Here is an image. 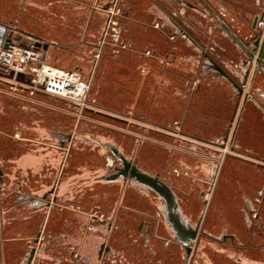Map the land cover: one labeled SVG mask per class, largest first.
<instances>
[{"label": "crops", "instance_id": "1", "mask_svg": "<svg viewBox=\"0 0 264 264\" xmlns=\"http://www.w3.org/2000/svg\"><path fill=\"white\" fill-rule=\"evenodd\" d=\"M191 1L179 0L182 6L176 3L175 7L167 0L164 17H154L151 7L146 19L124 11V28L130 30L126 27L130 22L134 27L123 37L127 45L121 50L138 62H128L119 71L124 73V82L137 78L138 85L133 93L134 121L124 110L102 103L115 113L109 115L123 122L120 129L105 128V135L112 137L102 135L94 142L89 140L91 134L85 133L79 138L77 129H69L68 122H63L60 111H46V106L36 101L35 107H30L29 98L20 92L29 90L23 87L30 82L26 75L16 79L0 75V264L27 262L31 237L26 232L31 228L15 223L19 212L39 216L36 233L42 232V242L35 264H184L180 255L183 247L168 235L172 229L163 211L161 218L149 207L158 201L150 189L126 185L121 179H101L107 168L83 181L73 175L82 166H104L114 158L102 144L106 141L134 158L142 169L160 175L178 195L183 192L186 199L200 201L201 209L203 198L209 199L201 241L211 237L227 248L220 251L215 264H264V232L253 233L247 219L253 203L263 219L264 231V72L253 78L255 61L243 64L245 51L211 11L213 21L205 30L202 19L189 15V9L198 10L199 6ZM196 1L204 5L202 0ZM206 1L214 9L220 1V7L232 12L229 20L225 12L216 9L245 40L251 39L255 20L258 26L259 19H264V11L257 15L254 10L263 0ZM46 8V0H0V28L13 29L21 42H26L22 41L24 36L44 40L36 24L45 21ZM8 35L0 38V45ZM92 43L102 48L103 43ZM41 45L46 57L49 45ZM142 56L150 57V63L140 62ZM210 57L239 83L249 69L241 96ZM133 70L135 77L126 74ZM62 133H70L71 138L62 139ZM195 148H213L217 155L211 161L199 156ZM146 150L150 155L149 159L144 156L145 161L142 153ZM163 152H167L165 160ZM168 169H175L181 180L175 183ZM208 181L211 189L205 187ZM31 183L43 188L31 189ZM54 185L55 204L44 202L30 209L26 202L39 200ZM48 198L53 201L54 196ZM182 207L189 218L192 208ZM147 224L152 233L145 236L142 231ZM224 233L228 236L222 242L219 238ZM104 239L109 248L100 260L98 252ZM189 264H199L195 255Z\"/></svg>", "mask_w": 264, "mask_h": 264}, {"label": "rangeland", "instance_id": "2", "mask_svg": "<svg viewBox=\"0 0 264 264\" xmlns=\"http://www.w3.org/2000/svg\"><path fill=\"white\" fill-rule=\"evenodd\" d=\"M167 1V0H166ZM165 0H46L47 8H46V18L43 22L42 20L36 25L40 28V30L44 33H38L41 37L45 39L39 40L38 45L42 46V43L48 42L49 50H47V54L45 57V62L49 65L65 67L68 69H79L83 72L85 77H92L91 79V89L90 94L88 95V106L85 107H76L71 102L61 99L59 97H55L49 94H46L40 90H35L30 83H24L23 87L29 89L28 91H20L24 96L28 97L30 100V107H35L36 104H44L46 106V111L53 110V112L60 111L62 113L63 122H68V128L77 129V134L79 138H83L85 133L91 134L89 135V140L93 141L99 138V136L112 137V135H105V128H116L120 129L119 126L123 125V122L116 120L114 116L109 114L113 113L108 111L104 107L102 103H106V105H110L113 107H118L122 111L124 110L127 113V117L131 121L134 116V94L137 92L138 81L136 79L130 78L126 82L121 78L124 73L123 71H119L120 67L130 62L131 64L138 62V58L126 54L121 47H125L127 43L124 42L123 37L128 35L129 32L133 31V25L127 23L126 27L130 28L125 29V22L123 18L124 11L136 13L137 16L146 19L148 17L147 8H153L154 12L151 13L154 17L156 16H165L166 10L163 9L165 5ZM178 1V2H177ZM116 2V3H115ZM173 6L176 7L177 4L181 5L179 0H172ZM171 2V3H172ZM264 2V0H263ZM177 3V4H176ZM191 3L198 4L196 6L198 10L189 9V15L194 18H199L203 20V28L207 30L210 26L212 15L210 14V9L204 7V5L199 4L196 0H192ZM76 5H79L77 7ZM107 5V8L104 6ZM191 5V4H190ZM218 11L221 10L222 13H226V17L230 20L232 17V12L225 11L224 8L220 7V1L216 2ZM170 6V5H169ZM147 9V11L145 10ZM113 10L115 12L116 20H118L120 26L119 37L116 40L114 36H110L105 39L106 42H103L104 33L106 30V25L108 22V17L110 11ZM224 10V11H223ZM255 14H261L264 11V3L259 4ZM151 12V11H150ZM167 13V12H166ZM220 14V13H219ZM90 15V16H89ZM90 18H89V17ZM88 17V18H87ZM213 21V20H212ZM233 22V20L231 21ZM201 28L202 30H204ZM3 29V27H2ZM199 30V29H198ZM204 30V31H205ZM1 31V28H0ZM258 33V31H254ZM205 33V32H204ZM203 33V34H204ZM61 38V39H56ZM20 37L14 36V33L8 35L7 40L10 42H14L15 40H19ZM206 39V38H205ZM58 40V41H57ZM22 41H26V43H30L32 40L29 37H22ZM93 42L103 43L101 49L96 47ZM54 43H67V47L63 45H54ZM69 43V44H68ZM1 44V40H0ZM210 53V49H205ZM197 49H193V52L197 53ZM247 58V55L244 56ZM207 62H210L206 57ZM151 58L147 56H142L140 62L150 63ZM212 63V62H211ZM112 67V68H111ZM109 68L113 70H109ZM128 74L130 77H135L137 72L135 70L129 71ZM0 75L9 76L8 74L0 71ZM136 89V90H135ZM92 98H94L92 100ZM96 98V99H95ZM34 101V103H33ZM100 103H99V102ZM96 102V103H94ZM125 113H123L125 115ZM115 114V113H113ZM120 116V115H119ZM121 117V116H120ZM107 132V131H106ZM51 138L46 136V140L49 141ZM51 141V140H50ZM133 141V140H132ZM81 143V140L80 142ZM183 142L178 141L177 144L182 145ZM33 144V143H29ZM187 145L186 143H183ZM183 145V146H184ZM189 145V144H188ZM34 146V145H33ZM174 146V145H173ZM228 146V145H227ZM32 147V145H31ZM217 149L218 147H214ZM148 149V148H147ZM164 149V148H163ZM199 149L196 153H199V156H204L208 160H213L214 156L217 155L215 149L210 148H195ZM110 151V150H109ZM147 151V150H146ZM196 151V150H195ZM166 153L164 154V160L166 159ZM149 150L146 153H142L143 160L146 161L147 156H149ZM177 154V152H176ZM144 156L146 158H144ZM149 159V158H147ZM163 160V161H164ZM106 161V160H105ZM162 166V165H161ZM107 163L95 166L93 168H86L84 166L80 167V169L73 172V175L76 176L79 180L83 181V179L91 178V175H97L100 171H106ZM102 169V170H101ZM214 170V164L211 165V175ZM168 172L173 174V179L175 183L179 182L181 178L179 175H176L177 171L175 169H168ZM211 177V176H210ZM82 178V179H80ZM36 181V180H35ZM174 183V184H175ZM210 181L206 183V188H210ZM188 185V184H187ZM186 185V186H187ZM190 186V185H188ZM187 186V187H188ZM31 189L40 191L43 188V185H38V183H31ZM15 189V188H14ZM183 193V192H182ZM180 193L181 203L185 208L191 207L193 212L190 213V219L193 223H196L198 217L201 213L200 201L197 199L188 200L185 195ZM157 201V204H159ZM39 200L29 199L26 204L29 205L30 209L34 207H38ZM190 205V206H189ZM155 209V212H159L158 206L149 205ZM42 208V206H41ZM27 211V210H26ZM191 211V209H190ZM186 213V211H185ZM212 218L209 219V222ZM39 221V216H28L19 212V215L15 217V223H25V227H30L28 230L30 237H32L37 230V224ZM221 229L216 231V234L219 235ZM168 235L172 237V233L169 231ZM220 243H217L212 240L211 237H203L202 241L199 244V247L196 248L194 255L196 256L199 264H215L219 259V254L221 250H227L225 247H221ZM180 255L185 258V251L180 250ZM20 261V260H19ZM25 262V261H24ZM190 263V262H189ZM219 263V262H218ZM185 264V262H184Z\"/></svg>", "mask_w": 264, "mask_h": 264}, {"label": "water", "instance_id": "3", "mask_svg": "<svg viewBox=\"0 0 264 264\" xmlns=\"http://www.w3.org/2000/svg\"><path fill=\"white\" fill-rule=\"evenodd\" d=\"M204 5L210 9V11L217 17V19L220 21L221 25L228 31L231 38L241 46V48L245 51L247 58L244 59L243 64L245 65H251L253 60L254 68H253V75L252 77L256 75L258 72H264V40L263 42H260V36L263 34V30L259 31V37H257L255 40L250 41L243 39L230 25L228 22H226L221 15L217 12L216 9L206 0H202ZM106 6L105 8H107ZM257 27V20L254 22V26ZM11 35L13 33V29L9 30L7 27L3 26V29L1 28L0 31V38L3 37L5 34ZM14 36L18 37V35ZM9 40H6L3 45L7 46L9 44ZM48 42H45L44 47L47 48ZM211 58V57H210ZM213 66L221 71L226 77H228L233 84L237 87L238 93L241 96L243 94V86L246 84L247 77L249 74V69L245 72L246 76L243 82L239 83L235 78H233L219 63H217L214 59H210ZM10 77H13V73L8 74ZM25 73H18L17 77H25ZM252 78V81H253ZM251 97V95H250ZM87 108V107H85ZM56 134H59L56 132ZM69 137L71 138L70 133H62V139L63 137ZM62 144H64V140H62ZM104 146L109 147L111 152L116 156L117 159L121 160L122 165L115 168L116 172L111 173L108 175H104L103 178L106 179H114L117 178V176L122 175L124 178L128 177L134 178L139 183L143 184L145 187L151 189L156 193V195L164 200L166 211L163 212L165 218L171 225L173 232H174V238L176 241L180 242L181 245L185 248L186 256H185V263L188 261L189 257L191 256L192 250H193V243L197 241L199 237V229H200V221L196 223L194 226L193 223L189 220V218L185 214H179V211L181 213L180 205L177 199L176 192L174 189L163 179L159 177L158 174H153L147 170H144L140 168L136 163L132 162V159L127 158L124 153L115 145L114 143L110 141L102 142ZM224 146V144H222ZM2 170L0 168V185L3 183V177H2ZM53 192V191H52ZM184 221L182 220V218ZM36 252V247H32L30 255L27 259V264H32L34 255Z\"/></svg>", "mask_w": 264, "mask_h": 264}, {"label": "built area", "instance_id": "4", "mask_svg": "<svg viewBox=\"0 0 264 264\" xmlns=\"http://www.w3.org/2000/svg\"><path fill=\"white\" fill-rule=\"evenodd\" d=\"M115 12L110 11L103 40L108 34L119 37L120 26ZM258 26H264V19H259ZM0 71L13 73L10 79H16L18 73H25L29 85L35 90L67 100L79 107H87L91 89V78L85 77L79 69H68L49 65L45 62L43 49L34 38L30 43L15 40L7 46L0 45Z\"/></svg>", "mask_w": 264, "mask_h": 264}, {"label": "flooded vegetation", "instance_id": "5", "mask_svg": "<svg viewBox=\"0 0 264 264\" xmlns=\"http://www.w3.org/2000/svg\"><path fill=\"white\" fill-rule=\"evenodd\" d=\"M254 28V30L255 31H258V33H252V36H251V39H250V41H253V40H255L257 37H259L260 35H259V31L260 30H263V34L260 36V42H263V40H264V29H262V28H259L258 26L255 28V27H253ZM73 104V103H72ZM74 106H76V107H79L78 105H76V104H73ZM96 140H94V142H95ZM223 144H225V140L223 141ZM224 147H225V145H224ZM125 155V154H124ZM126 156V155H125ZM113 159H111V160H107V171H106V173H103L102 175H100L99 177L102 179L103 178V176L104 175H108V174H111V173H115L116 172V170H115V168L116 167H118V166H121L122 165V162H121V160H119V159H117L116 158V156L113 154ZM127 158H130V159H132V162L133 163H136L137 165H138V163H137V161L134 159V158H131V157H129V156H126ZM139 166V165H138ZM140 167V166H139ZM141 168V167H140ZM159 177L161 178V179H163L160 175H159ZM103 179H106V178H103ZM114 179H121V181L124 183V184H126V185H128V184H132L133 186H137L138 188H141V189H145L146 191H149V188H147V187H145L143 184H141V183H139L137 180H135L134 178H129V176L128 177H126V178H124L122 175H119V176H117V178H114ZM114 179H112V180H114ZM164 180V179H163ZM165 181V180H164ZM170 185V184H169ZM171 186V185H170ZM172 187V186H171ZM173 188V187H172ZM212 187H210V189H211ZM209 189V188H208ZM53 191V192H52ZM150 191L154 194V197L156 196V197H158L157 195H156V193L154 192V191H152L151 189H150ZM149 191V192H150ZM55 185L54 186H52L47 192H45L43 195H42V197H39V202L40 203H48V205L50 206V205H52L55 201H56V197H55ZM205 191L203 192V197H205ZM49 195H53L54 196V199H53V201L52 200H49V198H48V196ZM176 195H177V199H178V202H179V205H180V209H181V213H180V211H179V214L181 215L182 213L183 214H185V210H184V208L182 207L183 206V204L181 203V197H180V195H178V193H176ZM155 197V200H160L159 201V204H156L159 208H158V210H159V215L158 216H160L161 218H163V216H162V211L164 212V211H166V207H165V202H164V200H162L161 198H159L158 197V199ZM50 201V202H49ZM55 204V203H54ZM209 204H210V201H209V199L208 198H203V200H202V210H201V213H200V215H199V217H198V220H197V222L198 221H200V229H199V237H198V239H197V241L196 242H194L192 245H193V250H192V253H191V256L189 257V259H188V261L185 263V264H189V262H191V259H192V257H193V255H194V252H195V250H196V248L197 247H199V244H200V242H201V234H202V229H201V224H202V222L204 221V217H205V214H206V212L208 211V209H209ZM186 215V214H185ZM187 216V215H186ZM181 218H182V216H181ZM248 224H249V226H250V228H251V230L253 231V233H263L264 231H262V229H261V227L263 226V219H262V217L260 216V213H259V211H258V208H257V206H255L253 203H251L250 204V213H249V215H248ZM182 220L184 221V219L182 218ZM189 220L191 221V219H190V217H189ZM148 222V221H147ZM192 222V221H191ZM196 222V223H197ZM149 223V222H148ZM193 223V222H192ZM196 223H193V225L195 226L196 225ZM170 225V224H169ZM147 228L146 229H144L142 232H143V235H149V234H151L152 233V229H151V226L149 225V224H147V226H146ZM170 227H171V225H170ZM171 229H172V227H171ZM172 233H173V236H172V238H174V232H173V229H172ZM226 233H224V234H222L221 235V237L219 238V240L220 241H222V242H224V241H226L227 240V234L225 235ZM41 236H42V232H40V233H36V234H34L31 238H30V243H31V249H32V247H36V252H35V255H34V258H33V261H32V264H35V261H36V257H37V253H38V250L40 249V247H39V245H40V243L42 242L41 241ZM174 241L176 242V240H175V238H174ZM178 242V241H177ZM180 245H181V243L180 242H178ZM182 247H183V245H181ZM108 248H109V246H108V244H107V240L106 239H104L102 242H101V245H100V248H99V252H98V254H99V257H100V260L101 259H103V257L105 256V253H107V251H108ZM31 249H30V252H31ZM183 250L185 251V248L183 247ZM30 252H29V255H30ZM29 255H28V257H29ZM185 256H186V251H185ZM28 259V258H27ZM184 262H185V258H184ZM22 264H27V262H24V263H22Z\"/></svg>", "mask_w": 264, "mask_h": 264}]
</instances>
